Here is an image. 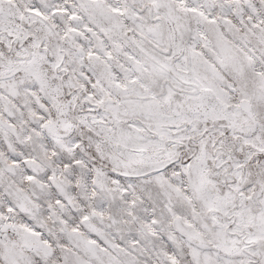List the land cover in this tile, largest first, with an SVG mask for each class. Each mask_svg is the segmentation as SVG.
Returning a JSON list of instances; mask_svg holds the SVG:
<instances>
[{
	"label": "snow or ice",
	"instance_id": "1",
	"mask_svg": "<svg viewBox=\"0 0 264 264\" xmlns=\"http://www.w3.org/2000/svg\"><path fill=\"white\" fill-rule=\"evenodd\" d=\"M0 264H264V0H0Z\"/></svg>",
	"mask_w": 264,
	"mask_h": 264
}]
</instances>
